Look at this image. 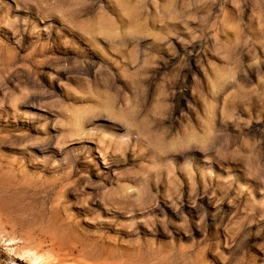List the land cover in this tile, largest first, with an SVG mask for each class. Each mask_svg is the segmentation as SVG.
<instances>
[{
	"label": "rangeland",
	"instance_id": "obj_1",
	"mask_svg": "<svg viewBox=\"0 0 264 264\" xmlns=\"http://www.w3.org/2000/svg\"><path fill=\"white\" fill-rule=\"evenodd\" d=\"M35 263L264 264V0H0V264Z\"/></svg>",
	"mask_w": 264,
	"mask_h": 264
},
{
	"label": "bare ground",
	"instance_id": "obj_2",
	"mask_svg": "<svg viewBox=\"0 0 264 264\" xmlns=\"http://www.w3.org/2000/svg\"><path fill=\"white\" fill-rule=\"evenodd\" d=\"M6 3V2H5ZM40 32V31H39ZM43 35V34H42ZM94 43L98 46H101L99 43H98V40L96 38H94ZM76 118V117H75ZM82 122H83V118L81 116H79L75 122H74V128L76 129V131L78 132V135L79 136H82V133H84V127L82 126ZM13 250V249H12ZM27 253V252H26ZM36 253V252H35ZM32 254V253H30ZM36 255V254H35ZM34 255V256H35ZM26 256V255H25ZM33 257V256H32ZM37 258V257H35ZM42 259V258H41ZM39 260V259H38ZM43 260V259H42ZM36 262V261H35ZM37 262H40V261H37ZM43 263V262H41ZM36 264V263H35Z\"/></svg>",
	"mask_w": 264,
	"mask_h": 264
}]
</instances>
